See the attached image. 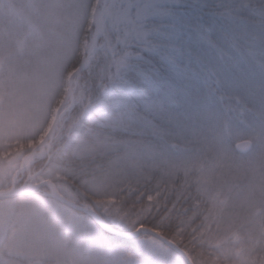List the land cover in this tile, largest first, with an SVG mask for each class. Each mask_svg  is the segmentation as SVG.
Listing matches in <instances>:
<instances>
[{
    "label": "trees",
    "instance_id": "obj_1",
    "mask_svg": "<svg viewBox=\"0 0 264 264\" xmlns=\"http://www.w3.org/2000/svg\"><path fill=\"white\" fill-rule=\"evenodd\" d=\"M94 1L0 0V90L7 93V62H11L9 76L19 86L17 90L35 82L37 71H45L41 73L45 78L48 72L54 74L62 68L71 73L77 70L81 61L74 54L88 33V14ZM114 1L107 12L122 10V5L116 8ZM205 1L198 2L196 12L188 7L184 11L182 7L178 9L176 21L183 25L180 45L192 63L195 44L200 41L212 46L219 36L224 48L240 50L238 47L243 46L251 54L264 49V18L260 19L252 10L241 9L238 13V3L226 0H220L218 13L222 16L227 12L228 18L220 19L215 11L214 18L209 17L206 13H210L201 7ZM226 4L236 7L227 9ZM260 4L261 1L257 2V6ZM223 9L226 10L222 12ZM109 13L103 20V36L108 40L79 76L85 107L74 109L66 123L68 135L53 149L48 162L36 161L25 172L26 176L31 178L37 174L54 183L59 191H68L76 203L90 205L118 231L147 227L158 232L185 251L193 264H264V208L258 214L245 210L239 214L236 209L227 208L217 210L212 207L211 198L191 179L159 186L155 177L138 178L134 171L122 173L120 161L127 145L136 141L153 145L150 130L143 127V121L151 120L163 110L159 105L160 96L182 90L192 98L195 86H202L204 80L193 81L196 85L191 87L189 82L182 83L176 69L147 51L144 56L150 63L134 65L133 57L139 50L132 45L137 39L124 34L126 22L119 20L111 24ZM7 19L13 39L10 52L7 51ZM154 22L158 26L171 21L163 18ZM196 29L201 34L192 33ZM15 40L22 42L19 50ZM256 60L262 62V59ZM201 68L204 71L207 67ZM223 73L217 74L221 82L227 80ZM207 90L211 96L207 100L209 105H214L213 108L219 105V113L232 111L229 101L221 100L225 90L220 84ZM161 143L166 144L163 140ZM79 146L82 148L75 151ZM105 178L108 187L95 192L92 185ZM13 199L21 200V197ZM25 200L45 206L34 197ZM73 213L77 218L87 217ZM101 233L129 255L120 259L121 264H171L160 260L148 248V241L158 242L152 237L123 240ZM167 250L174 264H185L176 253Z\"/></svg>",
    "mask_w": 264,
    "mask_h": 264
},
{
    "label": "rangeland",
    "instance_id": "obj_2",
    "mask_svg": "<svg viewBox=\"0 0 264 264\" xmlns=\"http://www.w3.org/2000/svg\"><path fill=\"white\" fill-rule=\"evenodd\" d=\"M111 1H108L102 18L98 50L108 40L103 36V20L109 13L107 7L110 8ZM199 1L115 0L116 8L121 4L122 10H113L109 16L111 24L119 20L126 22L127 31L124 34L139 40L157 26L154 21L178 19L180 7L181 10L188 7L196 12ZM207 1L201 3V7L205 13H210H206L209 17L215 11L220 19L228 18L225 16L228 13L224 12L226 9L222 10V16L218 13L220 0ZM226 1L235 5L238 3V13L241 9L252 10L260 19L264 18V0ZM259 1L261 4L257 6ZM96 3L97 0L88 14V33L82 37L77 46L79 51L74 54L79 56L80 61L87 57L94 39L92 18ZM226 5L227 9L236 7ZM9 22L7 19L8 52L11 40L13 42L8 32ZM192 33L201 34L198 29ZM15 44L17 50L22 46L20 40H15ZM195 45L194 63L184 54L179 58V77L182 83L189 82L190 87L196 85L193 81L204 80V84L195 86L192 98L185 96L182 90L160 96L159 105L163 110L151 120L143 121V127L150 130L153 145L143 141L127 145L120 161L122 173L134 171L138 178L155 177L159 186L191 179L201 192L211 198L213 208L236 209L239 214L244 212L242 210L258 214L264 208V49L251 54L243 46L238 47L240 50L224 48L220 36L212 46L200 41ZM256 59H262V62ZM10 65L11 62H7V93L0 90V192L9 191L13 181L16 182L15 188L20 189L45 180L37 174L30 178L25 172L36 161L48 162L53 149L68 135L66 123L70 115L74 109L81 110L86 104L84 88L77 78L72 84V98L59 113L55 134L48 146L26 171L15 178L27 156L50 132L56 111L67 95L68 78L72 73L62 68L54 74L48 72L42 78L41 73L45 71H37L35 82L17 90L19 86L13 84L9 76ZM204 66L207 67L205 72L201 68ZM220 72L225 73V82L217 78ZM219 84L225 90L221 100H228L232 109L222 111V114L219 113V105L213 108L214 105H209L207 101L211 98L208 87L217 88ZM160 140L166 144H160ZM243 141L252 145L245 154L235 150L236 144ZM81 148L75 147L74 150ZM106 186L107 178L93 184L92 189L96 192ZM60 192L76 203L68 191L62 189ZM32 197L45 206L25 200L29 197L0 201V264H121L123 261L120 259L129 256L122 246L111 243L89 217L77 218L71 209L44 197L42 193ZM80 205L92 209L88 204ZM147 245L160 260L174 264L166 245L152 240Z\"/></svg>",
    "mask_w": 264,
    "mask_h": 264
},
{
    "label": "water",
    "instance_id": "obj_3",
    "mask_svg": "<svg viewBox=\"0 0 264 264\" xmlns=\"http://www.w3.org/2000/svg\"><path fill=\"white\" fill-rule=\"evenodd\" d=\"M109 0H97L95 11L93 13V18H92V24L94 27V39H93V46L90 49V52L88 53L87 57L83 58L78 69L75 70L68 78V90H67V95L65 96L63 102L61 103L60 107L56 111L55 119L53 122V126L48 133V135L44 138V141L37 146L36 148L33 149L32 153L27 156V161H25L24 165L20 167V169L16 172L15 178L17 176L26 171L38 158V155H36V152L39 150L42 144L47 143L52 139V136L55 134V128L58 123V118H59V113H61L62 109L69 103V101L72 98L73 95V90H72V84L73 82L80 76V74L89 66L91 60L95 56V54L98 51V43L101 38V32H102V18L105 14V9L106 5ZM101 5V8L99 10V6ZM251 142L249 141H243L235 146V150L238 153L245 154L251 149ZM16 182L13 181L12 187L10 188L9 191L7 192H0V201L1 200H8L12 199L15 197H29L37 192H40L42 188H47L49 190L47 196L54 200L55 202L82 214H85L88 216L93 223L97 226V228L102 231L103 233L116 237L118 239H123V240H132V239H137L142 235L150 236L164 245H166L168 248H170L173 252H175L181 259L184 261L185 264H193L189 256L183 251L180 247L175 245L173 242L169 241L165 237H163L161 234L158 232L149 229L147 227H139L134 231L130 232H124V231H118L105 223V221L92 209H89L83 205L77 204L65 196L61 194V192L58 190L56 185L52 183L51 181H43L39 182L36 184H31L27 185L25 187H22L20 189L15 188Z\"/></svg>",
    "mask_w": 264,
    "mask_h": 264
},
{
    "label": "snow or ice",
    "instance_id": "obj_4",
    "mask_svg": "<svg viewBox=\"0 0 264 264\" xmlns=\"http://www.w3.org/2000/svg\"><path fill=\"white\" fill-rule=\"evenodd\" d=\"M182 33L183 25L176 20L154 27L150 33L145 34L143 39L136 40L132 45L134 49L139 50L134 54L133 64L150 63L144 56V52L147 51L158 55L179 72L181 70L179 58L183 55L180 45Z\"/></svg>",
    "mask_w": 264,
    "mask_h": 264
},
{
    "label": "bare ground",
    "instance_id": "obj_5",
    "mask_svg": "<svg viewBox=\"0 0 264 264\" xmlns=\"http://www.w3.org/2000/svg\"><path fill=\"white\" fill-rule=\"evenodd\" d=\"M93 46V42H92V45H91V47ZM91 47H90V49H91ZM48 145H47V143H44V144H42L41 145V147L39 148V150L36 152V155H38V156H41L42 154H43V150L47 147ZM29 159H27V161H28ZM26 161V162H27Z\"/></svg>",
    "mask_w": 264,
    "mask_h": 264
}]
</instances>
